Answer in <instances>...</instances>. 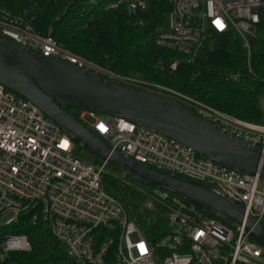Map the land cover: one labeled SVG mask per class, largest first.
<instances>
[{
	"label": "built area",
	"instance_id": "2783aa9c",
	"mask_svg": "<svg viewBox=\"0 0 264 264\" xmlns=\"http://www.w3.org/2000/svg\"><path fill=\"white\" fill-rule=\"evenodd\" d=\"M151 1H164L170 7L166 26L156 37L158 47L191 62L213 36L231 33L245 51L247 73L253 75L250 40L264 0H115L105 10L123 8L128 16H135L144 13ZM96 2L89 0L87 6ZM0 34L37 56L171 98L264 153V124L240 120L172 89L142 87L141 82L114 75L66 50L50 31H35L24 14L15 15L1 5ZM238 76L230 75L233 80ZM85 117L92 119L86 125L112 151L145 167L208 185L242 205L245 216L264 224V178L259 174L218 166L191 148L124 119L84 111L80 120ZM105 174L104 164L77 155L58 126L0 84V264L13 253L30 252L24 234L6 232L25 225L48 231L70 264H264V247L250 241L242 228L209 218L168 191L121 177L123 184L135 185L148 198L144 205L148 213L161 209L162 228L156 236L145 237L128 210L106 192Z\"/></svg>",
	"mask_w": 264,
	"mask_h": 264
},
{
	"label": "trees",
	"instance_id": "16d2710c",
	"mask_svg": "<svg viewBox=\"0 0 264 264\" xmlns=\"http://www.w3.org/2000/svg\"><path fill=\"white\" fill-rule=\"evenodd\" d=\"M88 1L0 0V5L13 14H24L35 31L40 34L50 31L51 37L66 50L114 75H135L240 120L263 124L264 6L259 11L255 36L250 40L253 75H249L245 51L231 33L213 36V41L206 42L191 62L183 55L158 47L156 37L165 28L166 14L170 10L164 1H151L144 13L135 16H128L123 8L105 10L115 0H97L87 6ZM173 64H176L174 69ZM234 74H239L237 80L231 79L230 75ZM66 110L78 120L84 112L72 107ZM79 151L75 145V153L81 156ZM90 162L100 164L92 158ZM103 185L134 217L145 237L156 236L163 226L159 207L154 214L145 211L146 196L135 185L123 184L111 174L103 176ZM6 232L24 234L31 250L13 253L3 264H70L60 244L40 226L25 225L20 230L10 228Z\"/></svg>",
	"mask_w": 264,
	"mask_h": 264
},
{
	"label": "water",
	"instance_id": "95a60500",
	"mask_svg": "<svg viewBox=\"0 0 264 264\" xmlns=\"http://www.w3.org/2000/svg\"><path fill=\"white\" fill-rule=\"evenodd\" d=\"M0 84L34 105L90 158L126 180L168 191L264 247V224L208 185L145 167L112 151L103 138L66 110L124 119L187 146L212 163L264 178V153L187 111L177 101L37 56L0 34Z\"/></svg>",
	"mask_w": 264,
	"mask_h": 264
},
{
	"label": "rangeland",
	"instance_id": "374dc122",
	"mask_svg": "<svg viewBox=\"0 0 264 264\" xmlns=\"http://www.w3.org/2000/svg\"><path fill=\"white\" fill-rule=\"evenodd\" d=\"M17 14H20V13H16L15 15H17ZM21 15V14H20ZM140 24V23H139ZM119 77H127V78H130V79H133L134 81H136V82H141V83H143L141 86L142 87H145V85L144 84H149V85H152V86H160V87H164V88H167V87H165V86H161V85H158V84H154V83H149V82H146V81H144L143 79H141V77H137V76H135V75H130V76H119ZM168 89H170V88H168ZM261 106H262V111H263V113H264V99L262 100V103H261ZM85 124H87V125H91L92 123H93V121H92V119H90V118H86V119H84V121H83ZM263 124H264V122H263ZM79 153H80V155H81V157L83 158V159H85V160H87V161H90V157L82 150V149H80V151H79ZM105 172L107 173V174H111L112 176H114V177H117V178H121V177H123L119 172H117V171H113V170H111V169H109L107 166H105ZM129 181H131L132 183H136V182H134V181H132V180H129ZM148 187V186H147ZM147 198V197H146ZM148 201V198L146 199V201L144 202V204L143 205H145V203ZM154 204V203H153ZM156 205V204H155ZM145 209V208H144ZM146 211V210H145Z\"/></svg>",
	"mask_w": 264,
	"mask_h": 264
}]
</instances>
